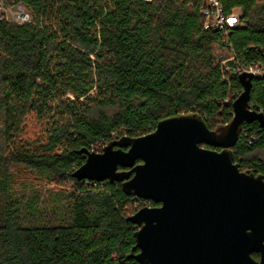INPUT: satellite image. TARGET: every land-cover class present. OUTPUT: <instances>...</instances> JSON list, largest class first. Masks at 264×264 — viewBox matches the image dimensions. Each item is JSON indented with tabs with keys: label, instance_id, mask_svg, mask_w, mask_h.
I'll return each mask as SVG.
<instances>
[{
	"label": "trees",
	"instance_id": "trees-1",
	"mask_svg": "<svg viewBox=\"0 0 264 264\" xmlns=\"http://www.w3.org/2000/svg\"><path fill=\"white\" fill-rule=\"evenodd\" d=\"M221 1L226 15L242 11L227 38L205 29V0H12L32 20L0 22V264H141L128 218L156 204L73 174L85 151L167 117L231 122L243 88L220 63L234 54L264 69V0ZM250 105L264 114V77ZM233 151L241 171L264 176L258 122Z\"/></svg>",
	"mask_w": 264,
	"mask_h": 264
},
{
	"label": "water",
	"instance_id": "water-1",
	"mask_svg": "<svg viewBox=\"0 0 264 264\" xmlns=\"http://www.w3.org/2000/svg\"><path fill=\"white\" fill-rule=\"evenodd\" d=\"M253 80L239 76L233 119L217 130L197 113L177 114L147 135L85 151L74 178L121 183L156 204L128 218L139 228L131 255L139 263L264 264V176L241 171L233 151L244 124L264 130V114L250 105Z\"/></svg>",
	"mask_w": 264,
	"mask_h": 264
},
{
	"label": "built area",
	"instance_id": "built-area-1",
	"mask_svg": "<svg viewBox=\"0 0 264 264\" xmlns=\"http://www.w3.org/2000/svg\"><path fill=\"white\" fill-rule=\"evenodd\" d=\"M146 1L150 2L151 0ZM201 13L205 18V29L221 32L225 38L228 37L231 29L237 28L240 25V18L242 16L240 9H235L231 14L226 15L221 0H205V6L201 10ZM31 20L32 15L24 6L13 4L12 0H0V22L9 21L23 24L31 22ZM220 68L225 81L230 79L239 80V76L243 73L251 74L254 80L264 77V69L261 65L252 64L250 66H242L234 54L229 59L221 62ZM241 94L240 92L233 94V104Z\"/></svg>",
	"mask_w": 264,
	"mask_h": 264
},
{
	"label": "rangeland",
	"instance_id": "rangeland-1",
	"mask_svg": "<svg viewBox=\"0 0 264 264\" xmlns=\"http://www.w3.org/2000/svg\"><path fill=\"white\" fill-rule=\"evenodd\" d=\"M222 52H224L225 53V51H222ZM223 53V54H224ZM68 98L69 99H73L71 96H68ZM41 125L39 124H37V122H36V120L34 119V118H32V121H31V127H30V129H29V131L31 132V129L33 130H37V131H39V130H41Z\"/></svg>",
	"mask_w": 264,
	"mask_h": 264
}]
</instances>
